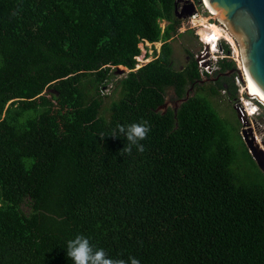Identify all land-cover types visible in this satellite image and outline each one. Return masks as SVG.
I'll list each match as a JSON object with an SVG mask.
<instances>
[{"label": "trees", "instance_id": "obj_1", "mask_svg": "<svg viewBox=\"0 0 264 264\" xmlns=\"http://www.w3.org/2000/svg\"><path fill=\"white\" fill-rule=\"evenodd\" d=\"M175 1L0 0V264H73L77 235L140 264H264L262 171L208 99L236 87L199 85L188 50L173 68ZM142 41L162 44L134 68ZM141 121L145 151L123 153L117 126Z\"/></svg>", "mask_w": 264, "mask_h": 264}, {"label": "rangeland", "instance_id": "obj_2", "mask_svg": "<svg viewBox=\"0 0 264 264\" xmlns=\"http://www.w3.org/2000/svg\"><path fill=\"white\" fill-rule=\"evenodd\" d=\"M193 1L195 2L194 4L191 1L190 3L193 5V9L194 8L196 9L197 14L199 16L200 15L206 16V19L210 23L213 22L212 19L217 20V16L215 15L212 16L203 9V5L200 2L201 0H193ZM180 2H182V0ZM198 15H196L195 18L193 19L194 23L192 21L185 22L184 27H187V28L184 29L182 32H179V33L175 32V34H173V36L169 38L170 40L168 39V41L170 42V46L172 48L171 58L173 61L174 69H179L184 66V63L188 59L186 50H188V52H190L193 58L195 59L194 55H196L198 51L202 50L203 48L201 43L198 41L196 35L194 34V31H195L194 28L198 26L196 25L195 22H199V19H198L199 17H197ZM165 24L166 22L164 20H161L159 22L161 29L163 28ZM161 44H162L161 41H156V42H151V43L145 42V41L140 42L138 44L140 51H139V54L137 55V58H135V60H137L138 62H136V64L134 65V68L139 66L141 63H144L152 59V57H154L155 55L154 53H156V50L159 49ZM222 53L224 54L225 50H223ZM210 55L211 54H209V56H206V57H210ZM221 55L222 54H219L216 51L213 52V56L216 59L219 58ZM209 59H212V58H209ZM212 61H214V59ZM233 65H234L233 68L236 70V72H233V76H232L233 84L236 87L234 98L228 99L227 94L224 93L223 90H219L216 95L208 96V99L210 101L212 108L217 114V116L221 118L224 124L226 125V128L228 129V133L231 136V142L236 147L235 156L241 162L242 157H241L240 149H239L240 143L238 141V138L236 139V136L237 134H239L240 137L241 135H243L247 141L252 140V142L256 145V147L261 150V148H259L260 147L259 144H261V140L264 139V112H263L264 108L263 107L258 108L257 111L254 112L253 114L245 115V117H243L244 121H240L238 119L234 104L239 103L242 105L243 102L241 103V98L244 99L245 97L242 92L243 81L240 78L239 72L237 73L238 70L234 62H233ZM116 67L117 68H114L115 71H113L110 79H108L107 83L105 84V87L102 89V93L104 94L103 105H107L109 104L110 101L118 98L119 88H118L117 82L121 77H123L128 72V70L121 65H118ZM204 75L205 74H202L201 76L204 77ZM203 80L204 81L202 85H204V83L205 84L208 83L207 82L208 79H203ZM202 92L205 93L204 91ZM202 92L196 91L195 93L199 94ZM190 94L191 92L188 93V95ZM193 94L194 92H192L191 95ZM177 102L178 101L174 97L172 88L171 87L166 88L164 91V105H165L164 109H166L167 107L169 108L177 107ZM245 107L248 108L247 105ZM248 111H251V109H248ZM241 141L243 142L242 137H241ZM258 142L259 144H257ZM262 154L264 156L263 152ZM256 167L258 166L256 165Z\"/></svg>", "mask_w": 264, "mask_h": 264}, {"label": "water", "instance_id": "obj_3", "mask_svg": "<svg viewBox=\"0 0 264 264\" xmlns=\"http://www.w3.org/2000/svg\"><path fill=\"white\" fill-rule=\"evenodd\" d=\"M176 3L175 1L173 7V15L176 18L192 13L193 5L189 1L184 0L179 9ZM201 3L206 9L218 12V20L223 23L238 47L245 75L264 98V0H201ZM187 97L186 93L177 106ZM164 106L163 103L162 108L158 109L163 110ZM242 120L244 121L243 118ZM241 137L251 158L259 169L264 171V156L261 150L252 140L247 141L243 135Z\"/></svg>", "mask_w": 264, "mask_h": 264}, {"label": "clouds", "instance_id": "obj_4", "mask_svg": "<svg viewBox=\"0 0 264 264\" xmlns=\"http://www.w3.org/2000/svg\"><path fill=\"white\" fill-rule=\"evenodd\" d=\"M135 61L138 62L137 60ZM139 66H141V64ZM234 72H236L235 69ZM117 128L119 136H123L127 141L126 146L122 149L123 153L130 155L134 147L137 152L142 153L145 151V147L141 141H143L150 132V126L147 121L118 125ZM66 255L71 259L73 264H140V261L137 258L131 256H129L127 260L123 258L109 257L103 249H95L90 244L89 239L83 235H77L74 239L67 242Z\"/></svg>", "mask_w": 264, "mask_h": 264}, {"label": "built area", "instance_id": "obj_5", "mask_svg": "<svg viewBox=\"0 0 264 264\" xmlns=\"http://www.w3.org/2000/svg\"><path fill=\"white\" fill-rule=\"evenodd\" d=\"M187 1H189V0H187ZM190 1L193 4L195 3L193 0H190ZM203 9L208 13L209 10L206 9L204 7V5H203ZM196 15H198V14H197L196 9L194 8L190 15H188L186 17H182V18H177L179 22H178L177 27H176V32L179 33V32H182L184 29H186L187 27H184V23L188 22V21H192ZM197 17H199V15ZM212 21L216 22L215 19H212ZM216 23H218V21ZM194 29H195L194 34L196 35L198 41L203 46L202 50L198 51V53L196 55H194L195 56L194 60H196L195 63H196L197 71L200 75L210 74L211 72H213L217 68L216 61L218 59H221V58H227V59L232 60L235 63L236 68L241 75V71H240L235 59H231L229 57L228 51H225V53L223 54L222 53L224 50L223 47L219 43H214V45H213L214 51L218 52L219 54H222L219 58L216 59L213 56L214 51H211L209 49V45L205 44L199 40V35L197 33V27H195ZM209 54H211L210 57H206V56H209ZM209 58H212V59H209ZM213 59H214V61H212ZM241 79H242V77H241ZM242 92H243V95L245 97L244 99L241 98V103L243 102L242 105L239 103L234 104L236 115L238 116V119L241 121H243L242 118L245 117V115L253 114L254 112L257 111L258 108H261V107L264 108V105L261 103L260 100L254 98V97H251V95L245 94V91L243 89H242ZM246 105L248 108L245 107ZM248 109H251V111H248ZM253 109H255V111H253ZM257 144H259V142ZM259 146H260L259 148H261L262 152L264 153V139L261 140V144H259ZM262 177H264V171H262Z\"/></svg>", "mask_w": 264, "mask_h": 264}, {"label": "bare ground", "instance_id": "obj_6", "mask_svg": "<svg viewBox=\"0 0 264 264\" xmlns=\"http://www.w3.org/2000/svg\"><path fill=\"white\" fill-rule=\"evenodd\" d=\"M206 7V6H205ZM207 8V7H206ZM209 10V9H208ZM208 14L212 16L218 17V12H214L209 10ZM199 22H195L197 26V33L199 35V40L202 41L205 44L209 45V49L211 51H214L213 45L214 43H219L222 47H225L227 44L229 46L228 55L231 59H235L240 71H241V77H242V89L246 91L248 95H251V97H254L261 101V103L264 105V98L259 92V90L256 88V86L247 78V76L244 73L243 64L241 56L239 55L238 47L233 39V37L230 35V33L227 31V29L224 27L223 23L221 21L212 22L210 23L206 16L200 15L199 16ZM193 21V20H192ZM194 23V22H193ZM241 66V67H240Z\"/></svg>", "mask_w": 264, "mask_h": 264}, {"label": "flooded vegetation", "instance_id": "obj_7", "mask_svg": "<svg viewBox=\"0 0 264 264\" xmlns=\"http://www.w3.org/2000/svg\"><path fill=\"white\" fill-rule=\"evenodd\" d=\"M181 1V0H180ZM179 0H177V3H176V6L178 7V9L183 5V0L182 2H180ZM182 3V4H181ZM181 69V68H179ZM216 70V71H215ZM213 72H211L210 74H205L204 77H202L200 74H199V78H197V83L199 85H202L203 83V79H208L207 82L208 83H214L216 80H221V83L223 85V87H226V81H224L223 79H232V74L234 72V69L233 68H230V69H227V70H223V71H219L218 70V67L215 69ZM218 70V71H217ZM205 84V83H204ZM224 91V90H223ZM192 94V92H194V85L193 84H190L189 86H187V89L185 90L184 92V96L185 94L187 93H190ZM174 94V93H173ZM190 94V95H191ZM188 95V96H190ZM183 96V97H184ZM175 97V95H174ZM183 97H180V98H176L177 101H179L180 99H182ZM164 103V102H163ZM178 103V102H177Z\"/></svg>", "mask_w": 264, "mask_h": 264}, {"label": "crops", "instance_id": "obj_8", "mask_svg": "<svg viewBox=\"0 0 264 264\" xmlns=\"http://www.w3.org/2000/svg\"><path fill=\"white\" fill-rule=\"evenodd\" d=\"M158 50H156V52H157ZM137 58V57H136ZM153 58V57H152ZM151 60V59H150ZM149 61V60H148ZM148 61H146V62H148ZM146 62H144V63H146ZM140 64V63H139ZM143 63H141V65H142Z\"/></svg>", "mask_w": 264, "mask_h": 264}, {"label": "snow or ice", "instance_id": "obj_9", "mask_svg": "<svg viewBox=\"0 0 264 264\" xmlns=\"http://www.w3.org/2000/svg\"><path fill=\"white\" fill-rule=\"evenodd\" d=\"M253 111H255V109H253Z\"/></svg>", "mask_w": 264, "mask_h": 264}]
</instances>
